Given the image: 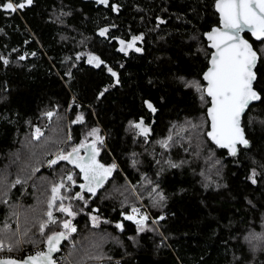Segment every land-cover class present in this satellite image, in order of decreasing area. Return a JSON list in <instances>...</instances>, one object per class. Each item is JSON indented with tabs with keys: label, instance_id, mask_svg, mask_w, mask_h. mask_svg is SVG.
I'll return each instance as SVG.
<instances>
[{
	"label": "trees",
	"instance_id": "16d2710c",
	"mask_svg": "<svg viewBox=\"0 0 264 264\" xmlns=\"http://www.w3.org/2000/svg\"><path fill=\"white\" fill-rule=\"evenodd\" d=\"M6 2L0 0V240L12 251L0 256L23 258L22 247L46 243L71 221L76 231L62 243L69 264H264V60L255 67L261 98L241 120L249 144L236 156L206 138L208 99L189 86L204 88L210 50L203 33L217 24L214 0H109L106 7L33 0L14 13L3 9ZM244 36L264 53V41ZM133 38L134 47L120 51V41ZM87 55L98 64L86 63ZM138 121L148 134L133 126ZM93 129L103 140H96L99 160L115 165L95 194L81 192L67 161L49 165L61 151L94 141ZM61 182L63 205L74 215L58 211L57 200L56 223L42 233L51 188ZM77 193L83 199L72 198ZM137 197L157 228L126 219Z\"/></svg>",
	"mask_w": 264,
	"mask_h": 264
},
{
	"label": "snow or ice",
	"instance_id": "6c2138e0",
	"mask_svg": "<svg viewBox=\"0 0 264 264\" xmlns=\"http://www.w3.org/2000/svg\"><path fill=\"white\" fill-rule=\"evenodd\" d=\"M99 2L107 6L109 0H99ZM32 4L33 0H22V2L21 0H17V2L7 0L2 7L6 11L14 13L18 9H23ZM216 8L220 12L224 30L214 29L208 34V39L212 41L211 46L216 49V53L211 60L212 67L204 76V79L208 82L207 88L202 89L196 82H192L189 86L196 87L198 91L206 92L207 96L211 97L212 107L209 109L208 115L211 117L212 124L208 135L220 147L230 149L232 155H235L237 144L247 147L249 143L245 139L244 130L241 128L240 117L250 101L261 98L253 88V82L256 79L253 68L258 60H264V53L258 55L253 46L241 36V32L248 29L257 40L264 41V0H217ZM107 31V29L102 30L100 35L104 36ZM136 39L133 38L127 44L121 40L120 44L122 47L120 51L126 52L127 49L134 47ZM135 50L141 51L139 48ZM92 60L99 61V58L91 57L89 62H92ZM112 75L116 76V73L112 72ZM201 99H203V96ZM147 107L152 112L156 111L151 103H147ZM52 115V112L47 113L49 118ZM78 122H82V117L79 118ZM133 126L140 129L144 134H147L149 131L148 128L143 127V121ZM42 135L41 130L36 128L34 133L35 138L39 139ZM89 135L96 137V140L100 144H103V140L99 137L98 129H93ZM161 143L167 147L166 141H161ZM81 148L88 149L90 153L86 159L80 156ZM98 152L99 149L96 143L89 145L82 142L66 154L61 151L56 159L49 161V165L56 164L60 160L73 164L76 168L80 169L84 180L87 182L85 185H81V187L95 194L96 188L102 186L104 179L111 175L115 168V165L105 167L99 163L96 160ZM255 175L256 173L253 171V183H256ZM67 180L75 183L72 175H68ZM16 183H20V181L17 180ZM63 188H65V185L62 182L51 188L52 196L48 204L49 211L46 213L48 221L40 223L42 233L49 223H56L51 209L56 206L55 202L57 200L61 201L57 209L58 211L68 216L74 215L70 205L68 207L63 205V201L66 198L61 194V189ZM72 198L83 199V196L77 193ZM132 213L133 215L127 216L126 219L134 220L137 224L143 225L147 217L144 216L137 220L136 216L139 214V209L137 208H133ZM95 219L93 217L94 221ZM117 227L122 226L117 225ZM63 228L66 231L55 233L47 238V253H37L26 260L0 259V264H55L51 254L59 251V242L65 239L69 232L76 231L71 221H64ZM142 230L143 227H141ZM4 247L3 241L0 240V251H3ZM8 251H12L11 246H9Z\"/></svg>",
	"mask_w": 264,
	"mask_h": 264
},
{
	"label": "water",
	"instance_id": "95a60500",
	"mask_svg": "<svg viewBox=\"0 0 264 264\" xmlns=\"http://www.w3.org/2000/svg\"><path fill=\"white\" fill-rule=\"evenodd\" d=\"M82 1H89V2L96 3V4H101V3L99 2V0H82ZM216 4H217V0H214V2H213V10H214V12H215L216 15H217V24L212 25V26L210 27L209 30H207V31H205V32L203 33V39H204V41H205V43H206V47L210 50V52H209V56H208V59H207V67L204 69V71H203L202 74H201V79H202V81H203V83H204V88H203V89H206V88H207V85H208V82L204 79V76H205V74L210 70V68L212 67L211 60H212V57H213V56L215 55V53H216V49L213 48V47L211 46V45H212V41H210V40L208 39V34H210L214 29H220L221 31L224 30V26H223V23H222L221 15H220V12H219V11L217 10V8H216ZM102 6H103V7H106V5H104V4H102ZM245 33H246V34H249L250 38H251L253 41H257V42L260 41V40H257V39L252 35V33H251L250 30L245 29L243 32H241V36H242L245 40H247L250 44H251V42H250V41L244 36ZM251 45H252V44H251ZM253 49H254V48H253ZM254 50H255V49H254ZM255 51H256V50H255ZM257 63H258V61H257ZM257 63H256V65H257ZM256 65H255V67H256ZM255 67L253 68V72H254V73H255ZM111 75H112V74H111ZM112 76H113V75H112ZM255 76H256V74H255ZM113 79L115 80L116 77L113 76ZM254 82H255V81H254ZM254 82H253V88H254ZM254 90L256 91L255 88H254ZM256 92H257V91H256ZM257 93H258V92H257ZM204 94H205L206 98L208 99V105H207L206 108H205V115H206V118H207V121H208L207 130H206V132H205V136H206V138H207V139L209 140V142H210L211 144H213L216 148L225 150L229 156H231V157L236 156L237 153H238L239 148H245L244 145H242V144H237V145H236V149H237L236 154H235V155H232L230 149L220 147V146H219L218 144H216V143L211 139V137L208 135V133L211 131V124H212L211 117L208 115V111H209V109L212 107V104H211V97L207 96L206 92H204ZM258 94H259V93H258ZM259 96H260V95H259ZM258 101H259V100H252V101L249 102L247 108H245L244 112L242 113V115H241V117H240V125H241L242 117H243V115L245 114V112L247 111L248 107H249L250 105H252V104L257 103ZM140 122H141V121H138L137 123H140ZM137 123H136V124H137ZM143 127H146V128L149 129V131L147 132V134H148V133L150 132V127H149L148 125H144V124H143ZM241 128H242V125H241ZM242 129H243V128H242ZM137 130L139 131L140 134L144 135V133H142V132L140 131V129L137 128ZM244 136H245V134H244ZM245 139H246V137H245ZM248 144H249V143H248ZM69 151H71V150H69ZM69 151H68V152H69ZM104 181H105V180H104ZM99 187H100V186H99ZM99 187H97V188H99ZM59 232H60V231L55 232V233H59ZM55 233H53V234H55ZM53 234H52V235H53ZM50 236H51V235H50ZM64 240H65V239H62V240L59 242V244H58V248H60V246L62 245V243L64 242ZM45 245H46V247H45V250L43 251V253H47V251H48L47 241H46ZM55 254H56V252H53V253L51 254V255H52V258L54 257ZM31 256H35V255L24 256L23 258H9V257H3V258H0V259L26 260L28 257H31Z\"/></svg>",
	"mask_w": 264,
	"mask_h": 264
},
{
	"label": "built area",
	"instance_id": "2783aa9c",
	"mask_svg": "<svg viewBox=\"0 0 264 264\" xmlns=\"http://www.w3.org/2000/svg\"><path fill=\"white\" fill-rule=\"evenodd\" d=\"M137 199L139 201V204L137 206L129 208L127 212V216L133 215L132 209L137 208L139 209V214L136 216V219L139 220L142 217L146 216L147 217L146 220L150 221L157 228L156 219L152 216V214L149 212V210L143 204V202L138 197ZM131 221H134V220H131ZM4 245L5 247L3 251H8L9 245L8 244H4ZM45 247L46 245L44 243V244H40V245L33 246V247H22V251L25 252V256L36 255L37 253L43 252L45 250ZM3 257L19 258L16 255H9V254L0 256V258H3ZM53 260L55 261V264H69L68 258L66 256L65 250L63 249L62 245L60 246L59 251H57L56 254L54 255Z\"/></svg>",
	"mask_w": 264,
	"mask_h": 264
},
{
	"label": "flooded vegetation",
	"instance_id": "af4514ba",
	"mask_svg": "<svg viewBox=\"0 0 264 264\" xmlns=\"http://www.w3.org/2000/svg\"><path fill=\"white\" fill-rule=\"evenodd\" d=\"M86 63H88V61L86 60ZM90 66H94V65H92V64H90V63H88ZM143 124L144 125H147V124H145L144 122H143ZM149 126V125H148ZM96 137H94V141H83V142H85V143H87V144H89V145H91V144H93V143H96ZM82 143V142H81ZM81 143H78L77 145H75V146H73V147H77V146H79ZM97 146V145H96ZM72 147V148H73ZM89 151H88V149H86V148H81V150H80V156L81 157H83V158H87L88 156H89ZM96 160L99 162V163H101V164H103L105 167H109V165L108 164H104V163H102L100 160H99V157H98V155L96 156ZM70 164V163H69ZM71 166H73L75 169H76V171H77V173H78V175H79V177H80V180H81V182H80V188H81V192H86V193H91V192H89V191H87V189L86 188H82L81 187V185H85L87 182L84 180V178H83V174L80 172V169L79 168H76L73 164H70ZM108 177V176H107ZM106 177V178H107ZM104 180H106V179H104ZM97 189V188H96Z\"/></svg>",
	"mask_w": 264,
	"mask_h": 264
},
{
	"label": "rangeland",
	"instance_id": "374dc122",
	"mask_svg": "<svg viewBox=\"0 0 264 264\" xmlns=\"http://www.w3.org/2000/svg\"><path fill=\"white\" fill-rule=\"evenodd\" d=\"M13 2H15V0H13ZM127 43H130V42H125V44H127ZM122 47V45L119 43V48H121ZM128 50V49H127ZM91 57H94V56H92V55H87L86 56V60L88 61V63H90V64H92V65H97L98 64V61L97 60H92V62H89L90 61V58ZM79 118H80V115L77 117V118H75V119H77V120H79ZM92 141V140H91ZM96 141V140H95ZM57 157V156H56ZM56 157H55V159H56ZM15 223L14 224H16L17 226L19 225V219H16L15 221H14ZM12 224V223H11ZM10 224V225H11ZM67 256V255H66Z\"/></svg>",
	"mask_w": 264,
	"mask_h": 264
}]
</instances>
